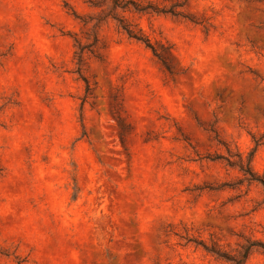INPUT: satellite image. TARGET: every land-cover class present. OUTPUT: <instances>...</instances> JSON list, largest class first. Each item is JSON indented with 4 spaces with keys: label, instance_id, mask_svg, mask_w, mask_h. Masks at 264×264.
<instances>
[{
    "label": "rangeland",
    "instance_id": "1",
    "mask_svg": "<svg viewBox=\"0 0 264 264\" xmlns=\"http://www.w3.org/2000/svg\"><path fill=\"white\" fill-rule=\"evenodd\" d=\"M114 1L0 0V264H264V0Z\"/></svg>",
    "mask_w": 264,
    "mask_h": 264
},
{
    "label": "trees",
    "instance_id": "2",
    "mask_svg": "<svg viewBox=\"0 0 264 264\" xmlns=\"http://www.w3.org/2000/svg\"><path fill=\"white\" fill-rule=\"evenodd\" d=\"M113 6L114 7L119 6V7L125 8V9H127V7H128L126 3L119 4L117 2V0L114 1ZM136 9L142 11V10H145L146 7H141V8L136 7ZM158 11H163V10H158ZM118 20L120 22V26L129 34V36L135 37L138 40L145 42L148 46H151L152 48H154V46L152 45V43L149 40L150 38H148L145 34H142V33L135 31V29L132 28L131 23H129L125 18H118ZM79 47H80V50L77 51V56H78V61L81 62L83 60V55H84V52H85V49L87 48V46H79ZM239 166H240L241 170L245 171V174H249L251 179H257L264 184V179H261L258 176H256V174L251 169L250 160H249V163L246 164L245 161L242 159L240 161ZM189 240H191V239L189 238ZM256 244H258V242H256V241H252V242L243 244L242 250H240L237 255H229L228 258L233 261L230 264H243V263H245V261L248 259L249 255L251 253L252 247ZM204 247L210 252L217 253L220 256H222V255L226 256L225 253H223L221 250H217L215 248V246H208L205 244Z\"/></svg>",
    "mask_w": 264,
    "mask_h": 264
}]
</instances>
